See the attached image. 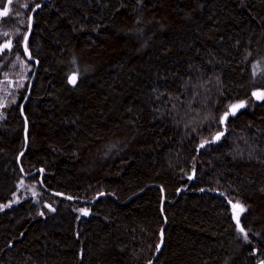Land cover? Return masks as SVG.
Masks as SVG:
<instances>
[{
  "label": "trees",
  "instance_id": "16d2710c",
  "mask_svg": "<svg viewBox=\"0 0 264 264\" xmlns=\"http://www.w3.org/2000/svg\"><path fill=\"white\" fill-rule=\"evenodd\" d=\"M45 1L0 0V264H262L264 0Z\"/></svg>",
  "mask_w": 264,
  "mask_h": 264
},
{
  "label": "water",
  "instance_id": "95a60500",
  "mask_svg": "<svg viewBox=\"0 0 264 264\" xmlns=\"http://www.w3.org/2000/svg\"><path fill=\"white\" fill-rule=\"evenodd\" d=\"M49 1H51V0H46L43 4L48 3ZM43 4L39 5L38 7H36V8L33 10L32 14H31L30 21H29L28 33H27V35H26L27 40H26V43H25V41H24V43H23V50H24V52H25V56L27 57V59H28L30 62H33V63H35V65H36V70H35V73H34L33 79L31 80L30 88H29V92H28V94H27V97H26V99H25V102H26V101L29 99V97H30V92H31V89H32V83H33V80H34V78H35V76H36V73H37V71H38V64H37V63L31 58V54H30L29 50L27 49V42H28V39H29V37H30V35H31V32H32L33 13L37 10V8H40ZM10 48H11V46L8 47V48H5V47L2 46V47L0 48V53H1L2 49H3V50H4V49H6V50H10ZM25 49H26V50H25ZM71 83L73 84V82H72V78H71ZM224 123H225V122H223V124H224ZM25 140H27V126H26V131H25ZM203 147H204V146H203ZM203 147H202V148H203ZM18 163H20V157H19ZM35 174H36V173H34V174H32V175H25V176L28 177V178H32V177L35 176ZM39 184L42 185V179H40ZM55 196L63 197L62 195H55ZM64 198H65V197H64ZM65 199H67V198H65ZM163 243H164V239L162 238L161 246L163 245Z\"/></svg>",
  "mask_w": 264,
  "mask_h": 264
},
{
  "label": "snow or ice",
  "instance_id": "6c2138e0",
  "mask_svg": "<svg viewBox=\"0 0 264 264\" xmlns=\"http://www.w3.org/2000/svg\"><path fill=\"white\" fill-rule=\"evenodd\" d=\"M8 2L9 3H11V0H8ZM3 5H2V3H0V7H2ZM0 15H7V9H5V11L3 12V13H0ZM22 39L25 41V43H26V40H27V37L26 36H24V37H22ZM11 46V44H10V42L8 43V44H5L3 47H5V48H8V47H10ZM26 50V49H25ZM72 82L73 83H75V78L73 77L72 78ZM254 95H257V98L258 99H264V93H261V94H255L254 93ZM243 105H233L232 107H233V109L235 110L236 108H238V107H242ZM233 114H234V111H233ZM227 117L225 116L224 117V119H226ZM220 135H223V133H219L218 135H217V139L219 138V136ZM201 147H203V144L201 145ZM189 178H191V177H189ZM229 203H231V201H229ZM238 207V204H234L233 205V208L235 209V208H237ZM240 207V211H243L244 209H243V207L242 206H239ZM53 211H54V209H53ZM84 214H87V211L86 210H81ZM236 219H237V223L239 224V214L237 213V216H236ZM240 231L244 234V236H245V239H247V233L245 232V230L241 227L240 228ZM262 264H264V262H262Z\"/></svg>",
  "mask_w": 264,
  "mask_h": 264
},
{
  "label": "rangeland",
  "instance_id": "374dc122",
  "mask_svg": "<svg viewBox=\"0 0 264 264\" xmlns=\"http://www.w3.org/2000/svg\"><path fill=\"white\" fill-rule=\"evenodd\" d=\"M17 204H18V198H15L10 204L0 208V210H2L4 208H11L13 206H16ZM239 206H241V205L238 204V207L235 208V209L232 206V217H233V220L235 222V225L237 227V230H238L239 234L243 237V235H242V233L240 231V228H241V216L244 213V210L240 211V207ZM237 213L239 214V224L237 223V219H236Z\"/></svg>",
  "mask_w": 264,
  "mask_h": 264
}]
</instances>
